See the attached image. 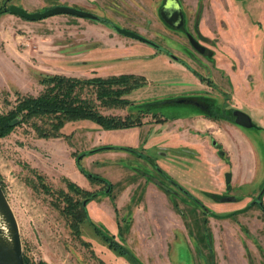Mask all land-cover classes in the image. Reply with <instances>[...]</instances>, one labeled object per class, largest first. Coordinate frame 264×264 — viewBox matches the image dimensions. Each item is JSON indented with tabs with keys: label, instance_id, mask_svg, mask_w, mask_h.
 <instances>
[{
	"label": "rangeland",
	"instance_id": "rangeland-1",
	"mask_svg": "<svg viewBox=\"0 0 264 264\" xmlns=\"http://www.w3.org/2000/svg\"><path fill=\"white\" fill-rule=\"evenodd\" d=\"M177 1L186 19L179 30L161 20L162 0H0V7L14 4L28 12L55 4L88 11L170 52L191 57L192 67L200 75L212 76L216 85L206 86L168 56L116 33L108 23L65 14L37 21L10 12L1 14L0 114L13 110L18 98L40 94L45 85L39 80L48 75L140 76L142 84L122 95L129 101L125 107L95 104L102 114L119 117L137 115L140 105L149 110L139 125L106 129L82 118L64 121L58 136L46 138L34 130V124L42 120L20 123V116L10 120L18 122H9L11 130L0 136V184L18 222L27 264H264V212L249 205L264 184V0ZM184 30L204 46L219 45L217 67L189 47ZM80 92L81 97L93 95L89 88ZM178 98L212 99L219 107L213 110H220L216 114L228 121H232L231 109L247 113L254 127L238 128L249 149L238 139L232 140L234 148L225 144V149L216 138L224 141L227 136L207 133L199 123L202 130L196 140H204V147L215 152L221 167L211 164L207 172L199 173L195 158L180 156L175 162L173 157L160 155L154 146L169 149L173 135L162 132L169 124H156L191 110L206 114L176 103ZM152 114L166 120L151 121ZM212 139L217 144L214 150ZM97 146L131 147L135 152L105 149L83 155L80 166L106 181L97 182L85 177L75 164L76 155ZM153 163L175 180L183 176L185 190L204 206L151 181L162 180ZM73 169L82 181L72 178ZM227 172L232 178L224 182ZM35 173L53 191H66L62 178L89 192L97 191L85 204L91 224L83 220L74 233L60 211L62 202L41 190ZM216 177L224 186L225 201ZM143 178L147 181L136 183L130 194L121 192L128 180ZM261 196L264 204V193ZM116 198H121L118 204ZM171 207L180 218L167 219ZM136 212L131 223V214ZM93 225L126 252L109 248ZM138 226L146 229L139 231Z\"/></svg>",
	"mask_w": 264,
	"mask_h": 264
},
{
	"label": "trees",
	"instance_id": "trees-1",
	"mask_svg": "<svg viewBox=\"0 0 264 264\" xmlns=\"http://www.w3.org/2000/svg\"><path fill=\"white\" fill-rule=\"evenodd\" d=\"M6 12H9L8 7L1 6L0 15ZM99 21L111 23L104 18H100ZM138 79L140 80L138 81ZM39 81L45 85L44 90L40 94L37 96H22L17 99L13 110L6 114H0V136L7 134L11 130L12 127L9 122L15 116H20V123L31 119L42 120L41 124H34V130L39 137L46 138L58 136V130L64 121L86 118L96 122L102 128H124L141 124L142 116L149 112L147 105H140L137 108L139 110L137 115L119 117L102 114L97 108V104L105 108H123L128 105L129 101L122 95L142 84L143 81L140 76L121 74L107 78L78 79L64 75H48L42 77ZM84 88H89L90 91H93L92 97H81L80 91ZM151 116L155 118V114ZM160 120L159 118L156 119V121ZM105 149H124L135 152L131 147L97 146L79 153L75 156L76 167L89 180L106 182L97 175L85 171L80 166L79 159L85 154ZM34 177L43 192L53 194L55 198L62 202L60 211L68 218V225L74 233H78V226L83 220H87L91 224L85 204L98 194L97 191L89 192L64 178L62 179L64 180L66 191L61 188L53 191L44 184L42 175L35 173ZM93 229L100 234L109 248H116L119 253L126 252L123 247L118 246L96 226L93 225ZM24 264H27L25 260Z\"/></svg>",
	"mask_w": 264,
	"mask_h": 264
},
{
	"label": "water",
	"instance_id": "water-1",
	"mask_svg": "<svg viewBox=\"0 0 264 264\" xmlns=\"http://www.w3.org/2000/svg\"><path fill=\"white\" fill-rule=\"evenodd\" d=\"M8 10L11 14L17 15L27 21H37L57 14H65L96 21H99L100 19V17L94 15L93 13L65 4L50 5L45 7L43 10L32 12H28L20 6L10 4L8 6ZM159 15L165 23L172 27L177 28L182 23V13L177 0H163V4L159 8ZM112 27L116 33L122 36L138 40L152 47H157V44H155L153 41L135 31L116 26L115 24H112ZM187 39L192 47L198 51H201V46L191 37L190 34H187ZM233 114L235 116L234 122L236 124L243 127L251 126L250 118L247 114L239 110H234ZM17 122L18 120L14 119L10 122V125H15ZM228 177L229 173L227 172L225 174L226 182L228 181ZM258 204L259 206L261 205L260 202H258ZM0 221L5 223L8 230L7 237L0 234V264H24L21 252V237L18 222L1 187V184Z\"/></svg>",
	"mask_w": 264,
	"mask_h": 264
},
{
	"label": "crops",
	"instance_id": "crops-1",
	"mask_svg": "<svg viewBox=\"0 0 264 264\" xmlns=\"http://www.w3.org/2000/svg\"><path fill=\"white\" fill-rule=\"evenodd\" d=\"M199 123H202L203 126L205 127V129H206L205 132L210 133V134H214V136H215V134H219V135L225 134L227 136V138L224 139L225 143L223 140L216 138V142L221 143L222 147H224L225 149H226L225 144H227V146H229V147L234 148L233 147L234 146L233 141H235L237 139L240 142H242L243 146L246 149H249L243 143V139L245 140V136L243 135L242 131L237 126H235L234 124H232L230 122H224V121L220 122V121L210 120L208 118H205L203 115L196 113V111H192V110L188 113H185V114L176 115V116L168 119L165 122H160V123L156 124V126H158V127H160L162 125L169 124L170 125L169 128L162 130V132L165 135H170V136L173 135V136L170 138L169 149L167 147H164V146L160 147V145L154 146V149L158 150V153L160 155L173 157L175 162H177L178 158L182 155L179 153L181 148H194V149L199 150L201 152L200 161H198L199 166L195 169V170L199 171V173H203L205 171L207 172L208 168L213 167L211 164H215L216 166L221 167V165H219L220 162H219V159L217 158V156L215 155V152L214 151L211 152L209 149L204 147V144H205L204 140H202L203 142H199L196 140L198 133H201V130H202L201 128L198 127ZM138 151H140V150H138ZM183 158L185 160L187 159L185 156ZM70 173L72 175V178H74L75 180L76 179H79V181L83 180L82 175L77 173L76 169H73V171ZM168 175L170 176V174H168ZM141 177H144V176H141ZM170 177H172V176H170ZM230 178H232V174H231ZM135 180L136 179L128 180L126 185L124 184L122 187H120L121 192L123 193L124 191H126V195L128 192L130 194V189H132L136 183H139V182L144 183L147 181V179H145V178H143L142 180H139V181L136 180V182H135ZM179 180L180 181H178V180H176V181L179 182L184 188H186L185 185H187V184H186L185 178H183V176H181L179 178ZM216 180H217L218 190H221L224 192L225 189H224L223 184L221 182H219L218 177H216ZM76 181H78V180H76ZM150 182H148L146 184H151L152 182L151 183ZM81 183L82 182H80V184ZM153 186H154V183H153ZM120 199L121 198L115 199L117 201V204L119 203ZM127 200H128V197H127ZM166 206L168 207L170 205H168V203L166 202ZM137 207H139V205ZM167 211L170 212V215H171V217L167 218L169 221L173 220L174 218L176 219V217L180 218L177 215L178 214L177 211L174 210L172 207H171V209H169ZM137 214H139V212L131 214V217H130L131 223H132V221L135 222V220H136L135 216ZM132 217H133V219L131 220ZM137 229L139 231H142V230H145L146 228L138 226ZM211 232H212V235L214 236V232L212 230H211Z\"/></svg>",
	"mask_w": 264,
	"mask_h": 264
},
{
	"label": "flooded vegetation",
	"instance_id": "flooded-vegetation-1",
	"mask_svg": "<svg viewBox=\"0 0 264 264\" xmlns=\"http://www.w3.org/2000/svg\"><path fill=\"white\" fill-rule=\"evenodd\" d=\"M9 1V0H8ZM178 2V1H177ZM163 4V0H162V3L161 5ZM179 4V2H178ZM160 5V7H161ZM180 6V4H179ZM159 7V8H160ZM180 9H181V6H180ZM181 13H182V23L180 24L179 27L175 28V27H172L170 25H168L167 23H165L162 18L161 20L167 24L168 26H170V28L174 29V30H179L181 28H184V24L186 25L185 23V18H184V15H183V12H182V9H181ZM158 14H159V9H158ZM160 16V15H159ZM112 26V22L109 24ZM113 28V27H112ZM208 31V30H207ZM184 33V36L187 40V43L189 45V47L196 53H198L199 55H204V59L211 65H214V60L217 59L218 55H216V50H219L218 46L219 45H214L212 47H208L207 46H204L202 45L197 39H195L188 31L184 30L183 31ZM210 31H208V34L206 35L207 38H210ZM187 34H190L191 37L201 46V51H198L196 50L194 47L191 46V44L189 43L188 39H187ZM145 37V36H144ZM150 40V39H149ZM152 41V40H151ZM143 43V42H142ZM157 44V43H155ZM150 46V45H149ZM152 47V46H151ZM154 50L156 51H159L161 52L162 54L168 56L172 61H174L176 63V66H180V68L186 70L188 73H191L193 77H195L196 79H198L199 81H202L205 83L206 86L208 87H214L216 86L215 83L212 81V76H209V74H207L206 76L204 75H200L193 67L192 65L190 64L189 61L192 60L191 57H188V56H184V54H181V55H178V54H175L174 52H170L168 51L167 49L163 48L161 45L157 44V47H152ZM216 66V65H214ZM217 67V66H216ZM179 70V68H176ZM210 69V68H209ZM218 72L219 70L216 69ZM209 71H207L208 73ZM176 103H184V104H189V105H192L193 107H195L197 110H201L202 112H205L206 114L203 115L205 118L207 117L208 119L210 120H213V121H224V122H230V123H233L235 124V126H239V127H243V126H240L238 124H236L234 122V119H235V116L233 114V111L234 110H239V109H231L230 111V119L232 121H228V119L225 117V116H222V115H217L216 112H219L220 113V110L219 111H215L213 110L214 109H219V107L213 102L212 99H208L207 102H203V101H199V100H188L186 98H178L177 100H175ZM212 110V111H211ZM241 112H244L242 110H239ZM213 112V114H212ZM209 113L212 114V117L210 116H206V115H209ZM245 113V112H244ZM247 114V113H245ZM248 115V114H247ZM249 116V115H248ZM161 119L160 121H164L166 120V118L163 120L162 117H155L153 118L152 116H150V119L151 121H155V122H159V121H156V119ZM250 118V116H249ZM141 121L142 118H141ZM145 121H148V120H145ZM250 122H251V126L250 127H254V124L252 123L251 121V118H250ZM244 128H248V127H244ZM219 144V143H218ZM211 146H212V149H214V147H217V144L216 142L212 139L211 140ZM180 154H182L181 156H185L186 158H195V160L197 161H200V155H201V152L197 149H194V148H181L180 151H179ZM216 155V154H215ZM154 164V163H153ZM155 168H157V172L159 173L160 177L162 178V180H158V181H155V180H151L153 181L155 184L161 186V187H165L164 189L168 188L170 190H173L175 194L179 192L183 193L187 198L191 199L194 203L198 204L199 206H204V204L200 201V199H198L196 196H194L193 194L189 193L187 190H185V188L179 183L177 182L175 179H173L172 177H170L160 166L154 164ZM144 173V171H143ZM225 174L224 173V182L225 181ZM145 174H143L144 176ZM230 176L231 174L229 173V177H228V181L230 179ZM146 179V178H145ZM264 185V184H263ZM261 187V190L259 191V193L256 195V197H254L252 200L249 201V204L250 206L251 205H254L256 206L259 210H261L262 212H264V204L261 200V195L264 193V187ZM225 192H223V195H222V198L221 199H226L225 195H224ZM258 198V199H257ZM258 200V201H257ZM225 201V200H224ZM257 202H260L261 203V206H259V204ZM206 212L207 210L204 209Z\"/></svg>",
	"mask_w": 264,
	"mask_h": 264
},
{
	"label": "bare ground",
	"instance_id": "bare-ground-1",
	"mask_svg": "<svg viewBox=\"0 0 264 264\" xmlns=\"http://www.w3.org/2000/svg\"><path fill=\"white\" fill-rule=\"evenodd\" d=\"M0 234L2 235V236H8V230H7V227H6V225H5V223H3V222H1L0 221Z\"/></svg>",
	"mask_w": 264,
	"mask_h": 264
}]
</instances>
